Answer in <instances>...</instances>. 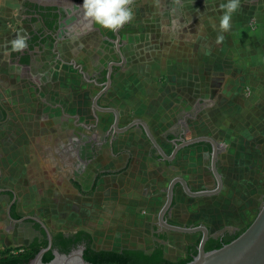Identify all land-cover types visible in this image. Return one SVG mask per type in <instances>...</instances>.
Returning <instances> with one entry per match:
<instances>
[{
	"label": "crops",
	"instance_id": "crops-1",
	"mask_svg": "<svg viewBox=\"0 0 264 264\" xmlns=\"http://www.w3.org/2000/svg\"><path fill=\"white\" fill-rule=\"evenodd\" d=\"M170 1L171 6L165 11L167 17L159 19L158 13V19H155L156 24L154 27L152 26L155 31L150 33L149 38L152 41L159 42L156 36L160 34L162 28L168 35L167 40L164 42L165 44L174 47L177 44L182 47H188V44H193L194 34L191 31L193 20L196 19V25L193 26V30L197 29L198 35L203 33L205 19L209 17L207 15L208 11L197 10L192 17H189V14L191 16L193 11L188 12L184 8L186 4L183 0ZM198 1L204 2L205 0ZM212 11L215 12L214 10ZM9 14L10 18H13L12 11L0 10V67L5 65L10 68L11 63L8 55L24 48L23 42L27 38L29 29L26 30V26L23 23L25 17H23L21 12L14 16L17 19L18 27L15 28L10 25L6 29L8 25L6 19ZM191 18L192 21H190ZM1 27H4V32H1ZM195 37L198 38V36ZM16 43H19L21 48L10 49L9 46L18 45ZM230 44H232L231 41L225 42L222 47H227L228 49ZM213 48L217 49L215 44H213ZM198 49L200 50L199 47ZM6 51L10 52L6 54ZM187 56L189 57V54ZM215 59L213 58L215 63L219 62L224 67L229 63L225 57H220L216 61ZM201 65L203 66V62L200 59ZM27 69L33 75V79L28 77V75L16 74L13 69L11 74H0V254L10 250L11 247L21 246L25 243L19 232L20 224L24 221L34 222L39 225L42 223L51 227L50 224L55 218H61V212L62 214L65 211L71 212V210L75 212L77 207H81L78 206L77 200L87 204L92 203L93 192L89 193V191L92 189L93 184L88 185L85 183L82 189H77L79 191L67 187L71 178L74 180L78 165L85 164L87 168L95 171L98 175V181H104L112 177L106 182V185L116 183L124 192L127 191L126 193H128L131 191L127 196L132 195L131 197H134L130 199L131 203L128 206L125 203L126 199L119 203V212L121 210L126 214L122 216L126 217L129 215V218L125 221H121L123 218L118 214V211H116L112 220H109V217L105 214H99L102 218L109 220L107 225L117 226L118 224H123L124 227H128L119 231L117 229L116 232L119 233L117 236H106L105 240L107 243H102V246L104 245L106 249H146L155 242L152 238L154 220L150 218V210L152 207H157L164 202V191L173 179L183 178L193 192L211 190L213 188L214 175L212 170L208 171L206 166V161H211V149L208 146L187 148L180 152L177 161L181 158L185 159V156L189 155L187 157L188 163H183L180 168L168 167L169 179L167 188L161 187L166 178L163 177L158 180L157 175H154V173H158V170L164 171L163 168L165 166L153 159L149 154L147 145H142V139L138 142H135L136 139H130L129 142L126 139H122L109 147L100 143L98 146H101L97 147L96 150L97 158H93L91 155L87 158L78 156L77 153H73L72 144L69 146L68 151L61 152V147L67 146L68 142L62 135L69 134L75 139L73 140L74 142L79 139L76 138L75 131L60 129V121L64 112L63 115H60L59 112L55 111L54 103L46 104V99L41 95L42 85L40 84L42 83L39 78V62H33L26 67ZM228 70L231 72L232 67L228 66ZM231 73L227 75L228 77H223V80H229L227 82L231 84L236 82L237 79H242L241 76L232 75ZM197 76V84L200 83L198 88L195 91L190 88L192 93L190 98L193 100H186L181 104H177L174 109L167 108L164 112L161 110L151 111V117L148 118L150 119V130L160 131L162 128L174 133L180 130L179 132L183 131L185 139H193L195 136L210 137L216 140L223 149L219 154L218 161L223 157L226 158V162L230 165L233 162H247L249 163L248 166L246 165L247 169L252 170V163L264 161V136H262V131L264 130V100L252 99L249 95L251 90L249 92L247 86L241 98H239L241 93L239 97L233 94L234 86L232 85L230 87L231 90L226 93L227 97L224 98L225 104L229 106L232 97H235L236 100L234 102L236 103L235 115L231 119V122H234L232 127L230 126L231 123L227 126V122H224L220 129L214 126L210 127L207 125V117L212 114L214 118V110L217 105L216 89L212 93L210 87H205L204 75L201 70L199 73V69ZM9 77H14L16 81H10L7 84ZM174 80L177 82L180 79L174 78ZM26 84L30 86L26 87ZM30 100H36V103L33 104ZM240 102L242 106L245 105L246 111L241 114L240 110L236 116V110ZM49 110L53 113L51 114L52 116H47L49 114L47 111ZM65 116L70 118L73 114L65 112ZM216 131L223 136H229L228 139L230 140L227 138V140H221ZM197 133H200L199 136H197ZM155 136L160 135L155 133ZM103 150L106 152L104 153L105 156L109 157L110 164L107 161L104 166L98 167V159L104 155ZM202 161L204 163L203 167H198V164H201ZM218 172L224 180L223 192L219 198H224L229 194L233 195L234 191L238 192L241 187L247 184L238 180V170L233 166H228L225 173L219 169ZM254 172L255 169H253ZM134 181L140 182L136 189H134ZM72 183L77 184L76 182ZM254 183H256V180ZM157 185L160 187H157ZM230 189H233V192H230ZM65 193L69 195L72 193V201L64 198ZM30 195H33V198ZM243 196L244 201L248 199L246 192ZM144 201L147 202L144 203ZM151 202L153 205L145 208ZM67 203L68 206L66 205ZM25 209H28V211L38 210L40 212L29 214L23 212ZM84 209L85 212H90L86 207ZM144 209H148V215H142L141 212H144ZM50 211L52 214H50ZM138 214H140V217ZM85 218L88 220L85 221L86 229L84 230L89 233L93 232V234L100 233L95 229L94 232L90 228L94 221L90 220L89 214ZM67 219L69 220V225H78L75 217L74 219L73 217H67ZM170 219V222L167 220L168 223L182 225L181 220L177 219L174 214ZM135 221H140V224L135 223ZM101 222L104 223V221ZM244 224L240 223L239 226L243 227ZM147 225H149V229L146 228ZM139 227L143 229L142 232L135 230L139 229ZM169 248L172 253L176 251L175 249L171 250V246Z\"/></svg>",
	"mask_w": 264,
	"mask_h": 264
},
{
	"label": "rangeland",
	"instance_id": "rangeland-1",
	"mask_svg": "<svg viewBox=\"0 0 264 264\" xmlns=\"http://www.w3.org/2000/svg\"><path fill=\"white\" fill-rule=\"evenodd\" d=\"M183 1L186 4L184 8L188 10V12L193 11L191 12V16L189 14V17H192L193 13L197 10L208 11L207 15L209 17L205 19L204 32L202 31L203 33L198 35V30H193V26L196 25V19H194V22L191 24V31L193 32L192 34H194V38L192 39L193 44H188V47H182L179 44L174 47L163 42H155V40L152 41V39L149 38L150 33L155 31V28L150 27L152 26L150 25L152 21L150 15L141 7H139L140 10H134L135 18L133 24L136 28L134 29V33H125L124 35V39L127 42L125 54L128 59V65L130 66V74L127 73L122 84L118 83L112 95L104 100L103 103L110 105L114 109H120L130 119H137V117L149 118L151 117V111L161 110L164 112L167 108L174 109L177 104H181L186 100L192 101L193 99L190 98L192 95L191 89L195 91L200 84H197L199 69V73L200 70L203 72L205 87H210L212 93L216 89L215 95L217 105L214 110V118L212 114L209 115L207 117V125L220 129L222 124L227 122V126L231 123L230 126L232 127L234 122H231V119L235 115L236 103L234 102L236 100L235 97H232L229 106L225 104L224 99L227 97L226 93L231 90L230 87H232V85L234 86L232 91L233 94L239 97L241 93L239 98H241L247 86V90L249 92L251 90L249 95L252 99L264 100V0H248L247 3H245L246 7L239 6L238 10L232 16L231 27L227 31L220 28V18L223 15V10L220 8V5L224 3L223 0H205L204 2L198 0ZM151 5H153V3H151ZM0 10L12 11L13 13V18H10L9 14V17L6 19L8 23L6 29H8L10 25L15 28L18 27L17 19L14 16L21 12L20 0H0ZM190 21H192V18ZM25 26L26 30H28V28L29 30L31 29V27ZM4 30V27H1V32H4ZM195 36H198V38ZM228 41L232 43L229 45V48L222 47L223 44ZM16 44L18 45H14L13 47L9 46L10 49L16 50L21 48L19 43ZM213 44L216 45V50L213 48ZM9 52L10 51H6V54ZM187 54H189V57ZM220 57H225V59L229 61V63L227 62L229 65L227 64V66L224 67L220 65L219 62H214L213 58L219 59ZM200 59L201 62H203V66H200ZM214 63L215 65H213ZM228 66L232 67V73L229 72ZM0 68V74H11V69L8 66L3 65ZM49 68V66H42L40 68L41 75L39 76L42 83L40 84L42 85L41 95L46 99V104L54 103V109L59 112L60 115H63V112H71L72 114L80 113L88 102L91 86L83 83L79 77L75 78L67 74L59 76L56 72H51ZM229 73L241 76L242 79H237L236 82L230 84L228 83L229 80H227L228 82L223 80V77H228L227 75ZM14 77H9L7 84H9L10 81L15 82L16 79ZM174 78L180 80L176 82ZM29 86L30 85L26 84V87ZM30 102L35 104L36 100H30ZM46 104L45 106L47 108ZM241 106L242 103L240 102L236 110V116L240 110L241 114L246 111L245 105ZM47 113H49L47 116L53 114L51 110L47 111ZM216 133L218 134V131H216ZM158 134L159 132L156 130V135ZM199 134L200 133H197V136H199ZM218 136L221 140L228 139L229 137L226 135L223 136L222 134H218ZM262 136H264V130L262 131ZM142 145H147V147L150 148V144L147 143L145 139H142ZM105 150H103V154L106 153ZM188 156L189 155L185 156V159L181 158L173 167L180 168L183 163H188ZM108 159L109 157L105 156V154L103 157H100L98 160V167L101 165L104 166L107 161L110 164ZM211 162L212 160L206 161L208 171L212 169ZM246 163L247 162H233L232 165H230L226 162V158H220V160L217 161V169L225 173L228 166H233L238 170V180L247 184L241 187L238 192H233V189H230V192L234 194H229L224 198H219V195L212 199L204 198L200 200H190L186 198L180 200L176 210L181 217V223H184L190 216H193L198 223H207L211 225L212 228L223 226L225 223H245L244 225L246 226L251 224L259 211V199L264 194V161L252 163V170L247 169L246 165L248 166L249 163ZM203 165L204 163L202 161L201 164H198V167H203ZM163 169L164 171L158 170V173H154V175H157L158 180H161L163 177L166 178L162 186L160 183L159 184L161 187L167 188L169 172L166 166ZM253 169H255L254 173ZM110 178L112 177H109V179ZM109 179H105L104 181L96 180V182L95 180H91L94 183L92 189L89 191V193L93 192L92 203L87 204L77 200L78 206H81L83 211L81 207H77L75 212L73 210H71V212L65 211L64 214L61 212V218H55V220L51 222L50 228L55 232L71 234L77 233L78 231H85V221L88 220L85 216L89 214L90 220L94 221L90 228L93 229L94 232L96 230L101 233H90L95 244L101 250H112L106 249L104 245L102 246V243H107L105 240L106 236H117L119 234L116 232L117 229L119 231L122 228L128 227H124L123 224L114 226L107 225V223L109 220L114 219L116 211H118V214L123 218L121 221L128 219L129 215L126 217L122 216L125 214L124 211L120 210L119 212V203L126 199L125 203L128 206V204L131 203L130 199L134 197H131L132 195L127 196L131 191L128 193H126L127 191L124 192L116 183L106 185ZM255 180L256 183H254ZM90 184L89 182L88 185ZM133 184L135 186L134 189H136L140 182L134 181ZM160 186L157 185V187ZM245 192L248 194V199L244 201L243 194ZM30 197L33 198V195H30ZM64 198L72 201V193L70 195L65 193ZM147 201H144V203ZM163 204L164 203L151 208V210H153H150L151 220H154V217L160 212ZM66 205L68 206V203ZM151 205H153L152 202L145 208ZM84 207L90 212H85ZM143 211L145 215H148V209H144ZM23 212L30 214L40 211H28V209H25ZM50 214H52L51 211ZM99 214H105L109 217V220L102 218ZM138 215L140 217V214ZM67 217H73V219L75 217L78 221V225H69ZM101 221H104V223ZM135 223L140 224V221H135ZM146 228L149 229V225H147ZM143 229L139 227V229L135 230H139L137 232H142ZM189 240L190 239L185 235H172L171 250L175 249L176 251L172 253L168 247L166 252L167 259L174 263L186 259V249ZM22 245L25 246V243ZM22 245L11 247L10 250L18 251L24 248ZM151 246L152 244L147 248ZM2 254H0V256Z\"/></svg>",
	"mask_w": 264,
	"mask_h": 264
},
{
	"label": "flooded vegetation",
	"instance_id": "flooded-vegetation-1",
	"mask_svg": "<svg viewBox=\"0 0 264 264\" xmlns=\"http://www.w3.org/2000/svg\"><path fill=\"white\" fill-rule=\"evenodd\" d=\"M20 1L21 14L25 17L23 19V23L24 25L31 27V29L28 32L27 38L23 42L24 48L16 52H11L8 55L9 62L11 63L10 69H13L16 74L28 75V77L33 79V75H31L28 69L26 70V67L36 61L39 62L41 67L49 66L51 72L54 71L59 76L67 74L68 76L75 78L79 77L83 83L91 86L89 91L90 97L81 112L73 114L70 118L66 117L64 113L63 118L60 121V129L75 131L74 134L76 138L79 139L74 142L73 140L75 139H73V137L69 134L62 135L68 142L67 146L61 147V152L68 151L69 146L72 144L74 148V150H72L73 153H77L78 156H84L86 158L91 155L95 158L97 147L101 146H98L100 143L104 146L108 145L109 147L113 143L122 139H126L128 142L130 139H136L135 142H138L140 139H145L147 143L150 144L149 154L153 157V159L160 162L167 168L173 167V165L177 162L178 155L185 149L179 152L174 161H165L148 139L141 125L133 126L127 132L121 133L118 131L120 129L127 128L136 121H143L149 127L150 119L145 117L130 119L123 111L115 109L119 116V120L116 123L115 114L107 111L114 108L103 103L104 100L112 95L115 86L118 83L122 84L123 79H125L127 73L130 71L128 59L125 54V46L127 42L124 39V35L125 33H134V29L136 27L133 22L124 25L117 31H108L97 25H89V22L84 17L83 12L78 8L82 6L84 0ZM247 1L248 0H240V7H246L245 3H247ZM151 3H153V5H151ZM170 6V0H133L132 4L135 11L140 10L139 7H141L143 10L148 12L152 20L150 25L153 27L156 24L155 19H158V13L159 19H165L167 17L165 11L168 7L170 8ZM243 9L246 10L245 8ZM161 30L160 34L156 37L159 42L164 43L167 40L168 35L165 33L164 29L161 28ZM21 68L23 71H21ZM40 70L41 69H39V71ZM40 75L41 72L39 73V76ZM96 99L98 108L95 106ZM116 124L117 128L115 127ZM155 131L156 130H151V132L154 133L152 134L154 135L156 141L168 156L173 154L176 144H181L185 140V135L183 134V131L179 132L180 130L174 133L166 129L161 133L159 132L158 135L160 136H155ZM171 135L174 137L173 139ZM71 140L72 142H70ZM209 145L212 160L213 150L212 145ZM166 163H170V165L168 166ZM74 176V180L71 178L67 187L76 190L82 189L85 183L89 184L90 182V185L94 184L91 180H95L96 182L98 178L97 173L91 170V168H87L85 164L78 165ZM220 176L222 178L223 187L222 191L216 196H221L224 188V180L221 174ZM72 182H76L77 184ZM217 185V179L214 176V186L211 190L216 189ZM167 189L164 191L165 202H163L164 204L161 210L167 202ZM176 195H179L180 200L186 199L184 198V195H187L180 184L176 185L174 191V198L177 199ZM216 196L205 198L212 199ZM187 197L191 200L204 199L192 198L189 196ZM173 202L169 211L165 214L164 218L166 221L171 220L170 217L173 216V214L176 218L179 216L176 210L179 203L173 206ZM263 202L264 194L259 199V209ZM141 213L142 215H145V212ZM159 214L160 212L154 217L152 238L168 248L172 246L171 236L182 234H173L163 228L160 223ZM177 219H181V217L179 216ZM177 226L188 228H198L201 226L206 227L208 229V241L205 245V250H207L209 246L216 248L219 245H225L232 237L237 235L244 227H246V225L240 227L239 224L228 223H225L223 226L217 228H212V226L207 223H198L197 226H194L193 224H190L189 218L184 221V223L182 222V225ZM46 228L43 227L42 224L39 225L34 222L24 221L21 223L19 232L26 244L24 248H22V250H18L19 252L15 255L25 253V247H36L37 245L43 244L45 240L48 242L47 247L42 248L41 250L50 248L46 254L49 252H51L53 256L54 252L65 254L61 252L60 245L64 244V239H67L76 233H63L64 236L59 237L58 233L60 232H55L48 226H46ZM162 235H165L167 240H160L157 238V236L160 237ZM185 236L190 239L187 244L186 258H195L198 254L195 256L191 250L196 246L197 252L199 253L200 244L204 234L199 232L193 235ZM212 242H215L216 244H212ZM86 246L87 243L83 241L79 245H71L69 248L70 252H72L80 247H85L86 250ZM94 246L98 248L95 241Z\"/></svg>",
	"mask_w": 264,
	"mask_h": 264
},
{
	"label": "water",
	"instance_id": "water-1",
	"mask_svg": "<svg viewBox=\"0 0 264 264\" xmlns=\"http://www.w3.org/2000/svg\"><path fill=\"white\" fill-rule=\"evenodd\" d=\"M95 106L98 108L97 99L95 100ZM107 111L115 114L117 123L119 120L118 112L115 109H109ZM136 125H141L146 136L165 161H174L181 150L196 144L208 143L212 145V172L217 179V188L213 190L193 192L183 178H175L172 180L167 189V202L159 214L162 227L173 234L193 235L199 232L204 234L198 255L187 264H264V202L262 203L255 219L251 222L250 226L243 234L222 248L208 252L205 250V245L208 241V229L206 227L201 226L198 228H188L172 225L164 218L165 214L169 211L172 205L174 191L177 184H180L185 194L192 198L213 197L222 191L223 182L217 169L218 157L220 152L223 151L221 146L210 137L202 136L193 139H185L183 143L176 144L173 154L168 156L160 147L145 122L136 121L127 128L120 129L118 131L121 133L127 132ZM115 127L117 128V124ZM42 225L46 228L44 224ZM48 250H50V248L41 250L29 264H91L84 258L85 247H80L69 254L54 252V259L49 263H45L43 258Z\"/></svg>",
	"mask_w": 264,
	"mask_h": 264
},
{
	"label": "trees",
	"instance_id": "trees-1",
	"mask_svg": "<svg viewBox=\"0 0 264 264\" xmlns=\"http://www.w3.org/2000/svg\"><path fill=\"white\" fill-rule=\"evenodd\" d=\"M224 3L226 0H223ZM160 129V128H159ZM162 129V128H161ZM158 132H163L162 129ZM201 146H208L210 148L209 144L200 143L196 144L194 146H191L189 148H196ZM168 166L170 163H166ZM180 187V186H178ZM175 197V196H174ZM177 199L174 198L173 206L180 202L179 195H176ZM184 198H188L184 195ZM179 218V216L177 217ZM190 224H193L194 226L198 225V222L195 220L193 216L189 217ZM247 225L244 227L237 235L232 237L226 244H229L230 242L237 239L241 234H243L248 227ZM59 237H63L64 234L62 232L58 233ZM160 240H167V237L165 235H162L160 237L157 236ZM64 239V238H63ZM64 244L60 245L61 252L68 254L70 252L69 246L71 245H79L83 241L87 243L86 250L84 253V258L87 262L91 264H187L191 262L194 258L188 257L186 259H183L178 262H172L166 257L167 247L157 241H155L151 247L147 249H135V248H122V249H115V250H101L99 248H96L94 246V239L90 233H87L86 231H78V233L73 234L67 239H64ZM67 240V241H66ZM47 240L43 244L37 245L36 247H25V253L19 254V255H8L7 251L4 252L0 257V264H29L36 255L41 251L42 248L47 247ZM212 244H216L215 242H212ZM225 244V245H226ZM225 245H219L216 248H212L209 246L207 248L208 251H212L215 249H220ZM195 256L198 254L196 246L193 247L191 250ZM54 259V256L51 252L47 253L43 261L45 263H49Z\"/></svg>",
	"mask_w": 264,
	"mask_h": 264
},
{
	"label": "clouds",
	"instance_id": "clouds-1",
	"mask_svg": "<svg viewBox=\"0 0 264 264\" xmlns=\"http://www.w3.org/2000/svg\"><path fill=\"white\" fill-rule=\"evenodd\" d=\"M132 4L133 0H84L82 6L78 8L83 12L90 26L97 25L108 31H117L133 22L135 14ZM239 6L240 0H226L220 5L223 10L220 18L222 30L230 29L232 16Z\"/></svg>",
	"mask_w": 264,
	"mask_h": 264
},
{
	"label": "built area",
	"instance_id": "built-area-1",
	"mask_svg": "<svg viewBox=\"0 0 264 264\" xmlns=\"http://www.w3.org/2000/svg\"><path fill=\"white\" fill-rule=\"evenodd\" d=\"M22 250V249H20ZM19 251H16V250H8L7 253L8 255H15L16 253H18ZM1 257V256H0Z\"/></svg>",
	"mask_w": 264,
	"mask_h": 264
}]
</instances>
